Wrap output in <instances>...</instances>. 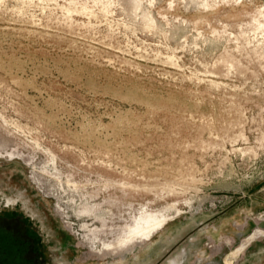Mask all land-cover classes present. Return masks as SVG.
Instances as JSON below:
<instances>
[{"label": "rangeland", "instance_id": "rangeland-1", "mask_svg": "<svg viewBox=\"0 0 264 264\" xmlns=\"http://www.w3.org/2000/svg\"><path fill=\"white\" fill-rule=\"evenodd\" d=\"M0 187L61 218L78 264H147L218 212L186 264L224 242L219 263L244 260L264 238V0H0Z\"/></svg>", "mask_w": 264, "mask_h": 264}, {"label": "flooded vegetation", "instance_id": "flooded-vegetation-1", "mask_svg": "<svg viewBox=\"0 0 264 264\" xmlns=\"http://www.w3.org/2000/svg\"><path fill=\"white\" fill-rule=\"evenodd\" d=\"M72 231L61 218L41 209L25 191L0 187V264H78ZM208 242L205 245L210 251ZM227 243L217 255L211 257L210 251L206 264H225L223 258L219 263L216 257ZM244 255V260L235 264H264V238L252 243ZM169 258V254H157L147 264H167ZM172 260L178 263L172 258L169 264Z\"/></svg>", "mask_w": 264, "mask_h": 264}, {"label": "water", "instance_id": "water-1", "mask_svg": "<svg viewBox=\"0 0 264 264\" xmlns=\"http://www.w3.org/2000/svg\"><path fill=\"white\" fill-rule=\"evenodd\" d=\"M210 219H192L191 223L181 229L180 234L170 241L166 249L162 250L160 255L169 254L170 258L181 259L182 264H186L189 254L190 247L196 246L197 241L194 237L200 229H202Z\"/></svg>", "mask_w": 264, "mask_h": 264}, {"label": "bare ground", "instance_id": "bare-ground-1", "mask_svg": "<svg viewBox=\"0 0 264 264\" xmlns=\"http://www.w3.org/2000/svg\"><path fill=\"white\" fill-rule=\"evenodd\" d=\"M160 224H161V222H159V221L151 222L150 224H148V226L145 229H140V232H142V233H140V237L142 236L140 239H132L129 236H127L125 238H122V239H119L117 241L111 242L109 245L106 246V248L104 246L105 249L102 250V253H103L102 256L105 258L107 256H110V254L112 252H118L119 249L121 248V245H125V248L127 250L128 249L131 250V246H133L134 248L139 247L142 243H144L146 241L147 238L151 237L154 234L155 230L160 226ZM259 234H264V232L261 230V231H259ZM127 243L129 245H127ZM241 250H242L241 248L238 249L239 252ZM123 255H122L123 258H125L127 254L124 252ZM111 256L112 257H114V256L116 257V255H112V254H111ZM172 264H175V262H172Z\"/></svg>", "mask_w": 264, "mask_h": 264}, {"label": "crops", "instance_id": "crops-1", "mask_svg": "<svg viewBox=\"0 0 264 264\" xmlns=\"http://www.w3.org/2000/svg\"><path fill=\"white\" fill-rule=\"evenodd\" d=\"M220 213H222V212H220ZM220 213L218 212V213H213V215H200L199 217H197V219H202V220H205V219H210L209 220V222L202 228V229H200L199 231H198V233L196 234V235H199L200 233H203L204 231H206V230H208V229H210V228H213V227H215V226H220V224H221V222L222 221H220L221 219H220V217H221V215H220ZM246 226L247 225H245V226H242V227H236L237 228V230H238V232H237V234L236 235H240L241 233H243V231L244 230H246ZM180 231L181 230H179V231H174V232H172V231H168V232H171L170 234H172L171 236L172 237H176V236H178L179 234H180ZM167 231H164L162 234H160V238H167L168 236L167 235H165V233H166ZM165 236V237H164ZM167 236V237H166ZM170 237V236H169ZM168 237V238H169ZM217 238L218 237H215V236H213L211 233L209 234H206V236H205V240H211V239H213V240H215V241H217ZM173 239V238H172ZM196 241H197V239H196Z\"/></svg>", "mask_w": 264, "mask_h": 264}, {"label": "built area", "instance_id": "built-area-1", "mask_svg": "<svg viewBox=\"0 0 264 264\" xmlns=\"http://www.w3.org/2000/svg\"><path fill=\"white\" fill-rule=\"evenodd\" d=\"M208 243L210 244V243H213V242H212L211 240H209V242H208ZM208 247L210 248V246H208Z\"/></svg>", "mask_w": 264, "mask_h": 264}]
</instances>
